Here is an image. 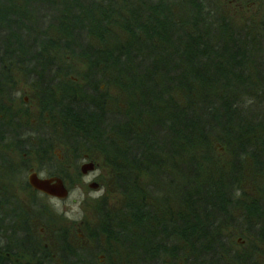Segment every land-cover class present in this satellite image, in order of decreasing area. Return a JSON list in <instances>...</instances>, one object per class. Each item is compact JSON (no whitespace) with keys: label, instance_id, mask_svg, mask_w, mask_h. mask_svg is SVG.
<instances>
[{"label":"trees","instance_id":"1","mask_svg":"<svg viewBox=\"0 0 264 264\" xmlns=\"http://www.w3.org/2000/svg\"><path fill=\"white\" fill-rule=\"evenodd\" d=\"M177 1L0 0V90L26 82L50 116H59L54 132L66 148L91 159L104 156L124 191L111 215L96 205L99 232L112 242L98 248L110 262L117 255L122 264L123 253L139 258L160 233L164 262L257 264L252 252L234 250L223 231L233 221L248 239L257 234L264 242L251 223L264 218V197L239 205L244 213L237 218L232 214L240 185L264 182V134L256 133L264 129V116L250 123L230 96L240 85L264 94V43L253 26L254 35L250 26L236 33L211 16L208 0ZM134 35L144 50L140 57L124 51ZM81 41L98 52L107 45L123 52L113 61L86 60ZM75 57L86 64L80 75L68 61ZM101 73L114 74V81L95 78ZM105 83L111 84L100 92ZM113 86L127 94L124 111L113 110ZM72 102L69 118L64 107ZM218 142L227 157L213 162ZM168 155L176 160L166 162ZM154 178L164 183L153 192ZM166 184H174L176 198L166 194ZM258 190L264 194V187Z\"/></svg>","mask_w":264,"mask_h":264},{"label":"flooded vegetation","instance_id":"2","mask_svg":"<svg viewBox=\"0 0 264 264\" xmlns=\"http://www.w3.org/2000/svg\"><path fill=\"white\" fill-rule=\"evenodd\" d=\"M259 30L264 31L262 26ZM29 91L20 98L18 96L23 91L22 88L16 86L12 97H0V264H52V259L53 264L55 260L62 264H93V261L102 264L110 263L108 254L106 262L102 254L99 261L91 257L97 254L99 240L97 233H101L89 225L85 230L77 229V239L73 241L74 244L64 237L59 238L60 240H57L55 245L58 258H54L51 254L49 225L51 211L44 206V202L49 199L64 198L51 196L34 189L29 184L28 178L31 174H35L39 179L55 177L61 179L66 185L63 166L57 165L53 173L42 172L48 165H51L50 152L54 155L56 152L53 139L59 140L60 136L54 132L53 120L59 116H50L48 105L42 102L39 92L32 87H29ZM59 142L61 143L60 140ZM51 147L52 150L49 151ZM66 152L65 150L63 156L57 155L59 161L66 158ZM21 153H23L22 156L26 153L33 154L39 161L36 167L25 165L22 168L26 176H19L20 168L18 169L17 163ZM81 156L83 160L94 164L95 171L99 165L98 162L86 153ZM81 165L82 163L79 166V175L89 174L81 171ZM18 184H23L21 190L29 189L30 192L19 194L16 191ZM35 205L36 209H34ZM36 216L38 217L37 222ZM96 225L98 226V223ZM151 238L156 239L153 240L154 245L144 250L142 248L139 258L135 260L134 257L126 255L128 264H173L172 262H177L171 257L166 258L164 262L160 233L154 234ZM109 243L112 242L103 235L100 244L108 246ZM238 244L243 245L244 240L239 239ZM78 253H86L88 256H78ZM70 254L74 256V259L69 260ZM178 263L183 264L182 261Z\"/></svg>","mask_w":264,"mask_h":264},{"label":"rangeland","instance_id":"3","mask_svg":"<svg viewBox=\"0 0 264 264\" xmlns=\"http://www.w3.org/2000/svg\"><path fill=\"white\" fill-rule=\"evenodd\" d=\"M177 1V0H173ZM183 1V0H182ZM206 1V0H204ZM209 3V9L211 10V16L220 19L221 21H224L230 25V30L233 32L236 31V33H242L244 29L247 26H250V29L252 26L255 29V32L257 33L256 36H261V41L264 43V31L263 35L259 33V29L262 28L264 29V0H234L231 2V0H208ZM179 3V1H177ZM101 4V3H99ZM174 4V3H173ZM216 19V20H217ZM212 20V19H211ZM217 23V22H216ZM261 24V25H260ZM259 28V29H258ZM249 28L247 30H250ZM119 30H117V33ZM253 35L255 34L252 28ZM62 54V55H61ZM59 56V62L60 64H63L66 62L64 60L65 55L61 53ZM68 61L70 65H73L76 68L75 74L80 75L79 70L82 67L79 63L71 60L68 58ZM264 70V69H263ZM264 73V72H263ZM19 88H22V93L19 94L18 97L22 98L23 95L26 94L27 91H29V85L22 81L19 82L17 85ZM103 86V85H102ZM110 86V85H109ZM108 85L104 84V88H107ZM113 110L115 112H121L126 109V92L120 93L116 88V86H113ZM258 87H254V85L249 86V87H244L240 85L239 87L236 88L235 92L231 94L230 96L235 97V99L238 100L236 102L235 107H240L243 111L244 114H246V117H250L249 122L254 124L253 119H256V122L260 118H258L260 115L264 116V94L262 93L263 91L257 89ZM126 89V88H125ZM124 89V90H125ZM123 91V90H122ZM30 95L32 94V91H29ZM263 96V97H262ZM240 114V111H237ZM244 121H247V118L244 119ZM260 129H256V133H262L264 134V129L263 131H257ZM81 137L79 136L78 138H75V141L79 142V139ZM53 143L55 145V157L52 159L51 165H48L47 168L43 169L42 172L48 173L47 171H50V173L54 172V169L57 165L63 166L65 174H64V179L66 182V186L69 189V194L66 198L64 199H49L48 201L46 200L44 202V206L48 209H50V217H49V225H50V234H51V240H50V251L52 256L54 258H58L57 253H56V243L57 240H60L59 238H65L66 240H71V243L74 244L73 241L77 239V229H86V226H92L93 228L95 227L94 230L99 231L101 229V226H97L96 224L99 221L98 218V211L96 210V205H102L98 206L99 209L104 211V207L106 206L107 214L111 215L113 212H115L120 205L123 203V190L119 183L115 182L113 178V173L111 169L106 165L105 163V158L103 155L100 153L93 154L95 157V161L98 162V166L96 170L92 173H89L87 175H79V166L83 162V157L82 156H77L72 149L66 148L63 144L59 142L57 138L53 139ZM215 147V152L211 154L213 158L215 159L210 160L213 162H219V160H225L227 157L226 150L222 144L218 142L214 144ZM66 152V158H62L60 161L58 160L57 155H62L63 153ZM23 153L19 154L18 157V169L20 168L19 176H26L25 171L23 172V169L25 165L29 166H35L37 165V157L33 154L26 153L24 154L25 156H22ZM175 159L174 156H172ZM172 158V159H173ZM177 158V157H176ZM171 159V156L166 157V162H171L173 161ZM181 159V158H179ZM198 159H200V156L198 155ZM211 159V158H210ZM248 161L249 158L247 157ZM213 166V165H212ZM36 167V166H35ZM27 169V168H26ZM25 169V170H26ZM209 169V168H208ZM166 172V170H164ZM213 170L206 171L211 173ZM49 174V173H48ZM160 182H157L154 178V180H151V185L149 188L153 189L152 191L158 189L159 186H161V183H164L163 181L161 182V178H158ZM158 180V181H159ZM174 183L177 184L176 178H173ZM92 181L97 182L99 185L97 188L93 189L88 186V184ZM200 182V180H198ZM262 183H264L262 181ZM261 183L260 186H256L253 183L249 181L243 182L236 195H235V200L236 204L238 207H236L232 214L234 217L237 218V216L241 215L244 213V210L241 211L239 208L243 206L244 203H248L251 198H263L264 194L259 192V188L264 187V185ZM174 184L170 185L167 184L164 185L166 187V194H171L172 197L176 198V189L173 190L172 186ZM23 184H18L16 186V191L21 194L25 192H30L29 189L26 190H21ZM168 187V188H167ZM172 189L171 191H169ZM159 191V190H158ZM168 191V192H167ZM162 193V192H161ZM161 193L159 196H161ZM260 196V197H259ZM104 204L102 203V201ZM261 200V199H260ZM157 201H153V204L157 206ZM37 206H34V209H36ZM106 213V212H105ZM106 214V215H107ZM36 222L38 217H35ZM264 222L263 219H259ZM261 221L259 223L257 222L256 219L251 220V223L255 227V231H252L253 233L260 232L264 236V229L261 226ZM229 223V222H228ZM233 221L228 225L227 230H224L223 233H225V236L232 240L231 242L234 246V250H241L242 251H249L252 252V256L254 257L253 261L257 264H264V242L258 240L260 238L259 235L255 234H249V239L248 233H245V231L239 226L236 225L235 223L232 224ZM231 225V226H230ZM244 233L243 236L241 233ZM98 244H100L101 240L103 239L104 234H98ZM246 236V238H245ZM231 237V238H229ZM245 238V239H244ZM243 239L244 244L242 247L238 246V240ZM247 245V246H246ZM105 248L106 246L103 245ZM246 246V247H245ZM250 249V250H249ZM100 250H103L100 248ZM98 248L97 254L95 256V260L99 261V258L102 255H104V260L105 262L107 261V254L100 251ZM86 255V253L79 254L78 256ZM133 257H138L134 255ZM69 260L74 259V256L70 254V257L68 256ZM82 258V257H81ZM83 259V258H82ZM113 261L106 264H118V257L116 255L115 257H112ZM136 260V258H134ZM119 260L122 261V264H128V260L126 259V254L124 255L121 254L119 257ZM59 262V260H58ZM55 264H62L61 262L57 263V260H55ZM93 264H102L100 262H94ZM135 264V263H131ZM185 264V261L183 262Z\"/></svg>","mask_w":264,"mask_h":264},{"label":"bare ground","instance_id":"4","mask_svg":"<svg viewBox=\"0 0 264 264\" xmlns=\"http://www.w3.org/2000/svg\"><path fill=\"white\" fill-rule=\"evenodd\" d=\"M124 31L122 29H120V32H118L120 35L123 33ZM137 37L134 35L131 39L130 42L126 43L125 49L124 51L127 52V54L129 55H133V56H137L140 57L141 55H144V50L141 48V46L139 45V43L137 42ZM78 46H80V48L83 49L84 52V56L86 58V60L89 59H94V58H102L104 61H113L114 58L121 54L123 52V49H121V47L119 45H107L105 47H103L99 52L92 50V49H88V47L86 46L84 41H81L77 44ZM73 61L79 63L82 68H85L86 64L83 63V61H81L79 58H73ZM100 76V78H103V80H109V81H114L115 75L111 74V73H101L95 76V78H98ZM75 78V77H73ZM94 78V77H93ZM106 85L111 84V83H105ZM82 87H86V85L84 83H81ZM108 88H104L103 86L99 88L100 92H105ZM113 90V88H111ZM77 90V89H76ZM77 92H79L85 99L87 98L88 93L86 92H81L79 90H77ZM81 95L78 94L77 99L80 98L81 99ZM13 96V89H9L7 91H2L0 90V97H4V98H10ZM76 101V99H75ZM73 105L74 102L70 103V107H64L65 109V114L66 116H74V110H73ZM66 128V124L64 126ZM64 128V129H65Z\"/></svg>","mask_w":264,"mask_h":264},{"label":"water","instance_id":"5","mask_svg":"<svg viewBox=\"0 0 264 264\" xmlns=\"http://www.w3.org/2000/svg\"><path fill=\"white\" fill-rule=\"evenodd\" d=\"M81 171L87 173L88 171H93L94 164L92 162H86L81 165ZM29 184L39 191L50 194L58 198H64L68 194V190L65 188L63 182L59 178H48V179H39L35 174H31L28 178ZM91 188H96V183H90Z\"/></svg>","mask_w":264,"mask_h":264}]
</instances>
